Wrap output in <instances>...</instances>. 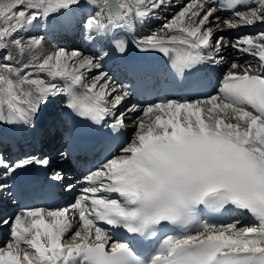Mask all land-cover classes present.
Here are the masks:
<instances>
[{
	"label": "bare ground",
	"instance_id": "obj_1",
	"mask_svg": "<svg viewBox=\"0 0 264 264\" xmlns=\"http://www.w3.org/2000/svg\"><path fill=\"white\" fill-rule=\"evenodd\" d=\"M106 2L77 0L62 8L60 6L56 11L51 10L55 12L45 15L43 19L39 15L33 21L22 20L13 25L18 36L12 42L2 46L0 44V55L3 49L8 53V59L0 58V129L6 127L9 118L12 122L25 121L33 133H40L38 138L42 147L45 145L47 149L55 146L59 142L57 129L62 126L60 113L65 104L64 81L69 80L77 82L106 108L108 122L128 131L129 141L124 146L126 150L139 148L148 135L168 132L171 128L189 132L186 127H193V132L197 133L200 125H205L218 131L221 137L224 133L228 140L237 141L238 145L252 152L264 164V123L251 111L228 106L215 96L184 106L169 102L154 107H126L128 97L120 92L119 85H115L117 76L106 67V58L118 48L112 33L124 29L147 44L180 40L188 49L194 52L199 50L209 59L211 57L212 61H217L221 70L228 73L254 71L257 68L256 61L253 56H249V52L254 53L264 44V31L237 37L231 36L228 31L250 25H264V0H257L253 9L239 13L237 20L220 17L213 7L199 0H117L122 11L118 16L108 19L105 14ZM40 11L44 13L46 9ZM160 20L163 21L157 22ZM207 25L215 26L216 32H210L212 28L209 29ZM92 27L98 31L92 34L97 44L99 39L106 38L101 57L84 51V40L89 38ZM201 29L205 31L201 32ZM213 40L215 43L210 48L209 41ZM9 49L12 51L8 52ZM232 50L237 55L230 56ZM240 131L249 132L252 140L259 142L260 148L251 146L252 141L240 136ZM46 149H41L46 159L60 162L57 151ZM4 167L5 162L0 161V177H3ZM107 168L91 173L88 177L100 178L106 174ZM65 178L70 177H60V183H71V191L79 193V198L78 205L68 211L73 225L69 228L68 224L63 225L61 222L56 229L58 239L67 237L75 229L74 236L79 237V242L108 240L93 219L76 215L91 205L88 193L106 187L107 182L103 181L96 188L89 189L83 179L73 178L65 183ZM248 215L249 219L241 222L234 218L230 225L214 233L232 242L227 249L264 254V217L253 213ZM34 216H45L52 222L61 219L59 210L49 215L38 209L23 211L16 219L28 227ZM252 223L258 224L255 230L258 233L244 236L248 241H241L240 235L246 228L254 227ZM89 231L91 234L86 236ZM42 243L46 244L47 240ZM25 246L31 249L32 243L26 242ZM8 249L15 250L12 247ZM4 250L0 249L3 254L6 253ZM36 264L48 263L37 260ZM77 264L85 263L79 261Z\"/></svg>",
	"mask_w": 264,
	"mask_h": 264
},
{
	"label": "rangeland",
	"instance_id": "obj_2",
	"mask_svg": "<svg viewBox=\"0 0 264 264\" xmlns=\"http://www.w3.org/2000/svg\"><path fill=\"white\" fill-rule=\"evenodd\" d=\"M77 0H0V44L1 46L4 44H7L8 42L14 41L15 37L18 36L17 33L13 30V25L16 22L19 21H33L34 17H40L43 19V17L51 12H55L56 9H59L73 3ZM70 8L73 6H69ZM46 9V11L43 13L40 10ZM55 10V11H51ZM50 11V12H49ZM38 17L36 19H38ZM33 19V20H32ZM163 20L157 21L162 22ZM210 25H207L206 27H209ZM212 28V29H211ZM209 29H211L210 32H216L215 26H210ZM204 29H201V32H204ZM212 33V34H213ZM213 41H209L212 48V43H215ZM3 55L2 60L8 59V53L5 49H3ZM12 51L11 49L8 50V52ZM233 52L230 53V56L237 55L235 50H232ZM14 52V51H13ZM15 53V52H14ZM6 55L4 58L3 56ZM12 57V56H11ZM0 59V60H1ZM88 76V75H86Z\"/></svg>",
	"mask_w": 264,
	"mask_h": 264
},
{
	"label": "water",
	"instance_id": "obj_3",
	"mask_svg": "<svg viewBox=\"0 0 264 264\" xmlns=\"http://www.w3.org/2000/svg\"><path fill=\"white\" fill-rule=\"evenodd\" d=\"M122 11L121 6L117 3L116 0H108L107 1V8H106V15L109 18L118 16Z\"/></svg>",
	"mask_w": 264,
	"mask_h": 264
}]
</instances>
